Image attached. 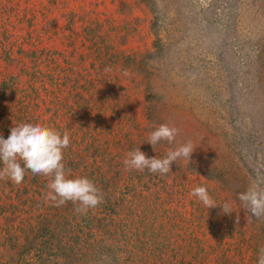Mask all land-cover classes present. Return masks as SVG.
<instances>
[{
	"label": "rangeland",
	"instance_id": "374dc122",
	"mask_svg": "<svg viewBox=\"0 0 264 264\" xmlns=\"http://www.w3.org/2000/svg\"><path fill=\"white\" fill-rule=\"evenodd\" d=\"M3 26L9 40L18 38L30 52L34 44L31 58L41 53L35 31L42 26L57 68L48 75L52 59L39 58L38 76L8 69L19 83L0 103L1 125L14 127L12 112L28 107L25 122L69 133L63 162L74 159L81 175L114 193L122 216L132 220L152 204V219L165 229L153 224L152 264H258L264 218H254L238 196L264 177V0H0ZM30 56L13 55L14 63L0 57V72ZM164 123L180 134L154 151L148 138ZM189 141L196 148L191 163L173 162L165 176L123 163L137 148L164 158ZM49 182L40 175L38 191L45 195ZM197 186L233 213L205 207L190 195ZM29 193L0 179V264H41V245L29 235L20 249L15 243L23 236L11 228V221L19 229L27 224L29 233L30 221L42 220L28 214ZM85 253L44 255L42 264H90Z\"/></svg>",
	"mask_w": 264,
	"mask_h": 264
},
{
	"label": "trees",
	"instance_id": "16d2710c",
	"mask_svg": "<svg viewBox=\"0 0 264 264\" xmlns=\"http://www.w3.org/2000/svg\"><path fill=\"white\" fill-rule=\"evenodd\" d=\"M40 30L43 31V27L36 26L35 32H39L37 33V44H39L38 47H42L39 49L41 52L39 54V58L42 61H44L45 58L48 60L52 59V61L49 62L51 64L53 63V66L51 64H46V69L49 70V72H47L48 75L53 76L57 68L54 66L57 62L55 59L57 58L55 57L56 52L51 49H44V32L42 33ZM31 46L32 52L27 50L20 43L18 38H15L14 42L9 40L8 31L6 30V27L3 26V29L0 31V57H3L2 59H6L3 61L7 63H14L17 59L18 61H21L19 57L17 58L18 55H22L21 58H24L23 55L26 54L31 55L27 62H18L12 66H6L5 69L8 71V69L12 67L14 71L17 70L18 73H20V77L28 75V70H31V76L29 74L30 77L38 76L33 63L37 64V67H39L41 66V60L37 57L31 58L32 53L35 51L34 44ZM53 54H55V56L54 58H51ZM13 55L16 56L17 59L12 58ZM20 63L23 65H20ZM28 63L31 65L29 66ZM30 67H32V69ZM1 68L3 67L0 62V69ZM6 70L4 72H0L1 104L9 101L8 96H6L7 93L10 91L12 86H16L19 83L17 81L19 79V75L12 74L13 70L6 73ZM39 74L42 75V77L45 75L44 72L42 73L41 71H39ZM27 81L28 82H24V84L27 83L26 85L31 86V88L36 85L33 81ZM28 110L30 109L27 107L22 108V110L12 112L14 120L16 119V122L19 120V122L16 123L17 125L20 123H30L24 121L25 119H29L31 115L30 113H26ZM1 119L0 136L7 139L10 136L11 127H8L7 124L5 125L4 123V125H1ZM1 163L2 162H0V164ZM66 163H64L65 168L71 169L69 178L86 177L85 173L81 175V171H79L81 164L75 162L74 159L70 162L66 161ZM39 177L40 175H33L30 171H28L26 172L24 181L21 184L23 188H29L30 191V193L25 196L27 201L25 204L29 207L28 214H37L36 217L42 220H39L38 225L33 224L30 221L29 229L32 231H29V233L26 221H24L26 226L20 229L18 227L19 223L11 221V228L12 226L14 227V229L12 228L13 231L15 230V232H19L15 235L21 234L23 236V238L17 239L19 242L16 241V246L21 249L22 246H25L22 245L21 241L27 242L28 239H30L28 236L31 235L37 245L40 244L43 247H36L38 262L41 264L46 261V259L43 258L44 255L48 258L53 256H55V258L65 257V255L70 257L69 255H73L75 250L77 251L82 248H86L85 256L89 257L88 263L90 264H152L153 232L155 233V227L156 229L160 228L165 230L159 225L157 218L152 219V204H144L141 210L135 213V217L132 218V220H129V218L122 216L120 213L121 209L118 206L116 195L114 193L104 192L101 190L103 203L94 209H89L86 213L78 212L76 210L78 205L73 204L71 201L62 206H55L53 202L46 201L45 195L41 193L43 191H38L37 188L39 185ZM87 178L89 177L87 176ZM31 190L33 193H31ZM36 193H40V198L35 196ZM18 202L19 206H21V202L19 200ZM10 205L9 208L15 207L14 205ZM32 209L33 211L30 212ZM44 209L51 211L43 213L42 210ZM35 210L37 212H35ZM156 213L158 212L155 211L154 214ZM12 214L14 215L15 212H12ZM156 217L158 216L156 215ZM153 224H155L154 228ZM155 257L158 256L155 255Z\"/></svg>",
	"mask_w": 264,
	"mask_h": 264
},
{
	"label": "clouds",
	"instance_id": "9594fccd",
	"mask_svg": "<svg viewBox=\"0 0 264 264\" xmlns=\"http://www.w3.org/2000/svg\"><path fill=\"white\" fill-rule=\"evenodd\" d=\"M105 71H111L106 67ZM127 75V72H125ZM180 129L167 123L160 124L153 131L147 143L151 144L155 151L156 145L161 141L173 144ZM68 132L61 134L59 131L39 123L15 124L10 130V136L5 139L0 136V179H10L19 185L24 181L26 172L33 175H43L50 178L48 192L45 199L55 206H62L71 201L78 205V212H87L103 203L101 190L87 177L69 178L71 169H66L64 164V150L70 146ZM196 148L191 141L181 144L175 150H169L164 158H149L137 148L127 153L123 163L129 170L165 176L172 172V164L180 159H186L191 163V157ZM22 162V163H21ZM191 196L196 197L208 209L220 207L223 214L233 213L228 202L216 204L205 186L195 187ZM239 200L246 211L251 212L256 219L264 218V177H257L248 189L239 193ZM239 214L236 223H239ZM258 264H264V248L260 250Z\"/></svg>",
	"mask_w": 264,
	"mask_h": 264
}]
</instances>
